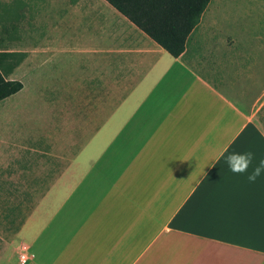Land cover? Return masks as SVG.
Segmentation results:
<instances>
[{"label":"crops","instance_id":"0c3cea01","mask_svg":"<svg viewBox=\"0 0 264 264\" xmlns=\"http://www.w3.org/2000/svg\"><path fill=\"white\" fill-rule=\"evenodd\" d=\"M45 1L51 40L20 47L7 78L50 125L3 139L0 160L4 183L29 174L40 196L0 264L20 253L21 264H264V175L220 171V153L245 142L264 107L250 26L210 0L175 58L105 0ZM202 161L218 162L203 172ZM214 170L217 200L200 201L194 230L175 223Z\"/></svg>","mask_w":264,"mask_h":264},{"label":"rangeland","instance_id":"374dc122","mask_svg":"<svg viewBox=\"0 0 264 264\" xmlns=\"http://www.w3.org/2000/svg\"><path fill=\"white\" fill-rule=\"evenodd\" d=\"M39 3L46 4L47 1L0 0V51L11 49L17 52L20 47L26 45L34 46L35 43L51 40L50 27L48 26V28L46 27L44 29V26L50 23V13L48 9L39 10ZM221 3L228 7L225 9V12L228 17L230 16V22L232 21L236 24L250 26L252 47L263 46L264 48V0H221ZM211 8L214 10L218 8L215 5V0L212 1ZM231 25H233V23H231ZM257 38L260 39L258 40ZM263 48L261 49V53L263 52L264 54ZM261 56V54L259 56L257 54H252V59H256L257 57L262 59ZM18 58L19 54L17 52L13 59L17 60ZM48 58L50 59V55ZM10 62V60H7L0 67L2 73L6 77H8L7 65ZM46 100L49 102V97L46 98ZM43 105L44 104L41 102L32 101V98L26 95V91L13 95L0 102V160L4 155L3 148L5 146L1 144L3 139L11 136L12 140L19 142L25 138L29 139L31 135H35V132L38 131L37 128H41L40 124L44 126L50 125V111ZM254 121L255 125H252L251 129L244 134L246 138L245 142L234 145L229 152L251 151L255 156L264 153V107L256 114ZM40 131L46 132L48 128L44 127ZM65 140L67 143L68 138L65 137ZM41 146L44 148L43 145ZM211 163L210 161L200 162L202 171H207ZM191 164L192 162L189 163L190 167H193ZM220 171L222 174L230 171L225 162ZM16 172V170L13 171V173ZM216 177L217 172L214 170L198 184L197 188L194 189L190 196V201H188L182 209L180 208L181 211L175 223L183 219L187 222L186 228L189 229L192 227L194 230L196 211L200 201H204V204H207V202L211 204L213 199L217 200V197H219L218 193L214 191ZM3 179L0 172V254L14 236L18 235L22 224L26 217L32 212L36 200L40 196V194L30 191V189L34 187L30 186L33 184L32 176H29V174L25 177L12 176V181L4 180L5 183ZM22 181H24V184ZM186 181H188V187L182 189V201L188 194L187 190L193 185L195 178L189 177ZM25 184L26 187H23ZM178 196L179 194H172V197ZM171 211H174V209L171 208ZM207 226L209 227V222ZM30 227L33 228V226ZM161 228L162 225L156 223L153 226L154 235H157ZM146 241L147 234L139 236L140 248ZM15 254H17L16 250ZM20 254L17 256L15 255L19 264H21L19 258ZM12 261V255H8L4 258L5 264H10Z\"/></svg>","mask_w":264,"mask_h":264},{"label":"trees","instance_id":"16d2710c","mask_svg":"<svg viewBox=\"0 0 264 264\" xmlns=\"http://www.w3.org/2000/svg\"><path fill=\"white\" fill-rule=\"evenodd\" d=\"M172 57H179L185 42L210 0H105ZM16 53L0 51V67L8 73L17 65ZM13 59V60H11ZM23 85L8 79L0 69V102L18 93Z\"/></svg>","mask_w":264,"mask_h":264},{"label":"clouds","instance_id":"9594fccd","mask_svg":"<svg viewBox=\"0 0 264 264\" xmlns=\"http://www.w3.org/2000/svg\"><path fill=\"white\" fill-rule=\"evenodd\" d=\"M227 153V155H225ZM220 158H223L228 169L238 175L247 174V180L250 183H255L258 178L264 175V159H261L259 163L254 164L256 159L255 154L251 151L244 152H224L220 153ZM218 161L212 162V166ZM251 169V170H250Z\"/></svg>","mask_w":264,"mask_h":264},{"label":"built area","instance_id":"2783aa9c","mask_svg":"<svg viewBox=\"0 0 264 264\" xmlns=\"http://www.w3.org/2000/svg\"><path fill=\"white\" fill-rule=\"evenodd\" d=\"M26 258L21 257V262H25Z\"/></svg>","mask_w":264,"mask_h":264}]
</instances>
